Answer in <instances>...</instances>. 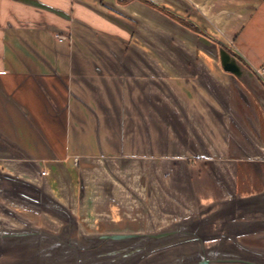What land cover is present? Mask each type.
Returning a JSON list of instances; mask_svg holds the SVG:
<instances>
[{
    "label": "crops",
    "instance_id": "obj_1",
    "mask_svg": "<svg viewBox=\"0 0 264 264\" xmlns=\"http://www.w3.org/2000/svg\"><path fill=\"white\" fill-rule=\"evenodd\" d=\"M146 1L0 0V230L264 264V0Z\"/></svg>",
    "mask_w": 264,
    "mask_h": 264
},
{
    "label": "water",
    "instance_id": "obj_2",
    "mask_svg": "<svg viewBox=\"0 0 264 264\" xmlns=\"http://www.w3.org/2000/svg\"><path fill=\"white\" fill-rule=\"evenodd\" d=\"M199 39L205 44L212 45V42L203 35ZM217 52L220 66L224 71L238 79L244 77L252 79L261 88L262 85L254 73L244 67L226 48L217 46ZM181 229L176 227L152 234H100L85 237L81 241L60 240L57 235L34 228L18 231L0 230V254L10 250L11 255L24 257L20 264H71V262L72 264H190L192 262L210 264L228 260L246 263L247 259L253 263L256 260L244 254L225 252L205 254L204 251L200 256L181 257L175 250L176 247L187 242L180 239ZM113 245L117 248L112 247ZM12 250L17 252L13 253ZM243 252L249 253V250L244 249Z\"/></svg>",
    "mask_w": 264,
    "mask_h": 264
},
{
    "label": "trees",
    "instance_id": "obj_3",
    "mask_svg": "<svg viewBox=\"0 0 264 264\" xmlns=\"http://www.w3.org/2000/svg\"><path fill=\"white\" fill-rule=\"evenodd\" d=\"M145 2H147L148 4H150V2L149 1H146V0H144ZM160 10H162L163 12H165L166 14H168L170 17H172V18H174L175 20H177V21H179V22H181L183 25H185L186 27H188L189 29H191L192 31H194V32H196V33H200V34H204L195 24H193L191 21H189V20H187V19H184V18H180V17H178V16H175V15H173L172 13H170V12H168V11H166L165 9H163V8H159ZM205 35V34H204ZM217 44H219V45H221V46H223L224 48H226L223 44H221V43H218V42H216ZM226 49H228V48H226ZM229 50V49H228ZM230 51V50H229ZM230 53H232L239 61H241L243 64H245L244 63V61L242 60V58L239 56V55H237V54H235V53H233V52H231L230 51ZM254 73L257 75V73L254 71ZM258 76V75H257ZM259 78V77H258ZM260 79V78H259ZM260 81H261V79H260ZM262 83H263V81H261ZM264 84V83H263Z\"/></svg>",
    "mask_w": 264,
    "mask_h": 264
},
{
    "label": "rangeland",
    "instance_id": "obj_4",
    "mask_svg": "<svg viewBox=\"0 0 264 264\" xmlns=\"http://www.w3.org/2000/svg\"><path fill=\"white\" fill-rule=\"evenodd\" d=\"M179 22V21H178ZM179 23H181V22H179ZM228 50V49H227ZM229 51V50H228ZM258 75V74H257ZM258 77L261 79V80H263L262 78H261V76L260 75H258ZM13 251V253H15V252H17V251H14V250H12ZM7 252V253H6ZM6 252H4V253H2V254H0V264H20V262L22 261V260H24V257L22 258V257H20V256H16V255H11V251L10 250H8V251H6ZM11 252V253H10ZM26 258V257H25Z\"/></svg>",
    "mask_w": 264,
    "mask_h": 264
},
{
    "label": "built area",
    "instance_id": "obj_5",
    "mask_svg": "<svg viewBox=\"0 0 264 264\" xmlns=\"http://www.w3.org/2000/svg\"><path fill=\"white\" fill-rule=\"evenodd\" d=\"M58 39L59 40H62L63 39V37H58ZM256 73L258 74V75H260V76H264V68H260L259 70H256ZM42 173H44V172H42Z\"/></svg>",
    "mask_w": 264,
    "mask_h": 264
},
{
    "label": "flooded vegetation",
    "instance_id": "obj_6",
    "mask_svg": "<svg viewBox=\"0 0 264 264\" xmlns=\"http://www.w3.org/2000/svg\"><path fill=\"white\" fill-rule=\"evenodd\" d=\"M51 259H54V261L56 260V258H52V257H50ZM248 261H251L250 259H247ZM71 264H72V262H71Z\"/></svg>",
    "mask_w": 264,
    "mask_h": 264
}]
</instances>
